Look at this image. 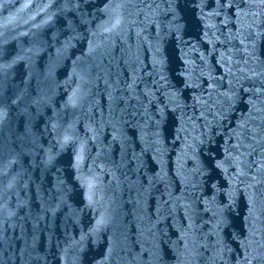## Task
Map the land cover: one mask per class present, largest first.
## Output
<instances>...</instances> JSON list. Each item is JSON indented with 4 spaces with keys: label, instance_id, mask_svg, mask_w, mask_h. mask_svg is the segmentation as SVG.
<instances>
[{
    "label": "water",
    "instance_id": "water-1",
    "mask_svg": "<svg viewBox=\"0 0 264 264\" xmlns=\"http://www.w3.org/2000/svg\"><path fill=\"white\" fill-rule=\"evenodd\" d=\"M220 3L0 0V264H264V5Z\"/></svg>",
    "mask_w": 264,
    "mask_h": 264
},
{
    "label": "snow or ice",
    "instance_id": "snow-or-ice-1",
    "mask_svg": "<svg viewBox=\"0 0 264 264\" xmlns=\"http://www.w3.org/2000/svg\"><path fill=\"white\" fill-rule=\"evenodd\" d=\"M217 3H218V5L221 6V7L224 6L222 3H220V0H217ZM259 3H260L261 5H264V0H259ZM106 7H107V6H106ZM221 166H222V162L217 161L216 164H215V167H216V168H220Z\"/></svg>",
    "mask_w": 264,
    "mask_h": 264
}]
</instances>
